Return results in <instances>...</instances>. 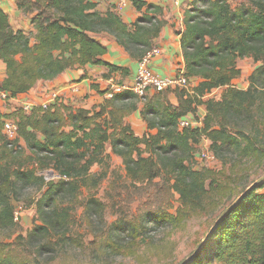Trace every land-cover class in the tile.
<instances>
[{
	"label": "trees",
	"instance_id": "obj_1",
	"mask_svg": "<svg viewBox=\"0 0 264 264\" xmlns=\"http://www.w3.org/2000/svg\"><path fill=\"white\" fill-rule=\"evenodd\" d=\"M17 3L31 14L34 32L15 29L0 6V61L6 65L0 89L12 98L27 94L38 81L54 80L76 66L118 69L104 61L108 48L96 34L114 38L139 61L156 46L155 39L165 24L161 8L146 0H128L127 5L141 12L131 24L115 10H98L92 0ZM181 47L185 74L198 83L190 90L167 89L149 96L138 111L147 122V131L142 135L125 120L138 110L134 99L139 96L131 90L108 98L107 88L102 91L103 101L91 109H74L57 95L46 108L40 104L25 111L20 105L13 112H0V125L9 118L17 123L15 141H22L25 154L22 164L0 171V228L15 225L12 194L18 185L39 186L43 191L36 205L39 222L21 239L36 254L56 251L55 245H80L68 235L74 204L83 187L99 183L100 176L92 167L115 154L122 158L133 181L169 175V189L182 205L177 214L159 207L148 211L146 220L139 223L121 217L111 224L106 246L129 249L134 243L115 239L113 230L119 237H140V243H144L150 225L177 227L189 213L216 208L219 199L231 190L228 184L232 176L246 173L250 164L262 163L264 0H195L184 12ZM246 57L252 58L256 66L244 89L234 81L241 74L237 61ZM218 89H223L221 97L213 98L212 93ZM171 93L178 99L177 105L171 102ZM130 99L131 104L127 102ZM201 105L205 114L200 124L180 128L179 121ZM203 139L209 140L215 158L228 166L229 173L224 172L222 179L209 168H194L187 162L185 153ZM46 172L56 178L48 180ZM65 201L67 206L63 205ZM84 206L90 219L94 215L103 219L102 201L91 196ZM8 247L0 242V264H23L10 249L6 250ZM188 264H264V183L227 213L200 254Z\"/></svg>",
	"mask_w": 264,
	"mask_h": 264
},
{
	"label": "rangeland",
	"instance_id": "obj_2",
	"mask_svg": "<svg viewBox=\"0 0 264 264\" xmlns=\"http://www.w3.org/2000/svg\"><path fill=\"white\" fill-rule=\"evenodd\" d=\"M237 1L239 0H231L232 3ZM30 37L34 42V33H31ZM250 62L248 61L249 65L254 66L255 62L252 60ZM242 78L237 79H240V83L244 84L248 77ZM114 82L119 83L117 80ZM107 88L110 89L111 85L107 84ZM222 93L223 89H218L211 96L219 99ZM149 96L150 92L148 91L145 95L134 99L138 110L132 111L125 119L132 114H139V109L143 108L144 102ZM132 101L130 99L127 102L131 104ZM200 107L204 108L203 105ZM202 116L204 117L201 109H197L191 118L186 117L194 122L193 126H197L195 123L200 124L203 120ZM7 142L3 125H0V171L3 173L22 164L25 158L20 146V144L24 145L22 141L19 143L14 141L11 147L7 145ZM209 146L210 142L207 139L201 140L199 144H194L193 149L185 153L188 158L187 162L194 168H209L222 179L228 166L224 167L217 158L207 160L202 156V153L210 148ZM91 170L100 176L99 183L94 187L81 189L74 204V210L71 212V230L68 232V235L74 236L80 245L75 243L67 246L55 245L56 251L34 253L35 250L21 238H26L28 232L39 222L36 205L43 191L39 186L31 185L21 188L18 185L12 194L15 225L11 228H0V242L9 245L6 250L10 249L19 261H23V264H181L197 248L221 212L238 197L242 190L264 174V159L260 164H250L246 173L234 175L232 179H229L228 186L231 190L219 199V205L216 208L189 213L182 224L177 227L156 228L150 225V232L144 243H140V237L135 240L133 237H126L125 234L119 237L113 230L112 236L115 239L122 238V242L134 243L133 247L129 249H110L106 246L109 226L116 223L121 217L139 223L142 219L146 220L148 211L159 207L172 214H177L182 205L178 200V195L169 189L167 180L170 176L163 174L152 181H133L127 174L122 158L115 154H111L105 162L95 164ZM228 173L226 174L228 175ZM45 177L48 180L52 179V172H46ZM240 177L241 179H239ZM91 196L104 203L103 219H100L99 215H94L92 219L86 215L84 204ZM67 204L68 201L63 203L64 206Z\"/></svg>",
	"mask_w": 264,
	"mask_h": 264
},
{
	"label": "crops",
	"instance_id": "obj_3",
	"mask_svg": "<svg viewBox=\"0 0 264 264\" xmlns=\"http://www.w3.org/2000/svg\"><path fill=\"white\" fill-rule=\"evenodd\" d=\"M92 1L97 4V9L102 12L108 9L119 12L123 20L128 24L133 23L141 15V12L131 4H128L122 10H117V0ZM146 1L154 3L161 8L162 12L160 16L165 21L159 36L155 39V45L160 48L161 53L153 59L151 67L161 75L174 76L180 69L185 68L181 47V34L184 30V12L193 6L195 0H181L180 6H175L172 0ZM0 6L8 14L10 23L15 29L34 32L31 14L19 8L17 0H0ZM95 37L108 48V52L103 56L104 61L117 66L118 69L110 70L106 66L99 65L76 66L61 73L54 80L38 81L27 94H21L15 98L9 97L7 100L0 101V112H13L23 101L40 105L49 100L53 93H56L59 99L74 109L80 107L91 109L103 101L102 91L106 89L107 84L111 85L116 80L130 83L135 76L138 59L130 56L123 46L107 34L100 33L96 34ZM251 60L253 61L252 58L246 57L237 61V66L241 69L239 77H249L256 66V63H254V66L252 64L249 65L248 61L250 62ZM5 73L6 65L0 61V84L5 77ZM240 82V79L234 81L235 85L239 88L245 89L249 85V80L244 84ZM197 83L198 81L191 79L192 86H195ZM74 86H78L79 89L74 90ZM149 92L151 96L156 91L150 89ZM170 99L174 105L178 104V99L172 93L170 94ZM198 109H201L203 115L205 114L204 108L198 106ZM192 115L188 114V117L191 118ZM125 120L138 135L144 134L147 131V122L141 115L135 113Z\"/></svg>",
	"mask_w": 264,
	"mask_h": 264
},
{
	"label": "built area",
	"instance_id": "obj_4",
	"mask_svg": "<svg viewBox=\"0 0 264 264\" xmlns=\"http://www.w3.org/2000/svg\"><path fill=\"white\" fill-rule=\"evenodd\" d=\"M175 6L181 5V0H172ZM128 0H118L116 8L117 10H122L127 6ZM161 50L159 47H153L138 61L137 70L133 80L128 83H115L111 84V88L108 89L106 93V97L110 98L116 93H120L124 90H131L138 96L145 95L150 89H154L155 91H164L167 89H175V88H185L190 90L191 81L185 74V69H180L176 75H161L154 71L151 67V62L153 59L160 55ZM78 86H74V90H78ZM57 97L56 93L51 94L50 99L43 102L41 104L42 107L46 108L50 102H52ZM9 95L6 91L0 89V101L7 100ZM21 106L25 111L32 110L35 104L31 102L23 101L21 102ZM199 125V123H195ZM194 122L191 121L188 117H184L179 121L180 128H186L189 126H193ZM3 132L8 139V145L13 146V142L17 138L18 135V126L17 123L13 120H5L3 124ZM205 140V139H203ZM202 156L207 160H214L215 156L208 148L206 151L202 153ZM53 174V178H54ZM52 178V179H53Z\"/></svg>",
	"mask_w": 264,
	"mask_h": 264
},
{
	"label": "water",
	"instance_id": "obj_5",
	"mask_svg": "<svg viewBox=\"0 0 264 264\" xmlns=\"http://www.w3.org/2000/svg\"><path fill=\"white\" fill-rule=\"evenodd\" d=\"M263 183H264V174L260 178H258L256 181H254L250 186H248L229 206H227L221 212V214L218 216L217 220L215 221V224L212 226V228L209 230V232L206 234L203 240L199 243L197 248L181 264H188L192 262L200 254L205 244L211 239L214 229L217 228L218 225L223 221L227 213L231 211L234 207H236L248 193L255 190Z\"/></svg>",
	"mask_w": 264,
	"mask_h": 264
}]
</instances>
